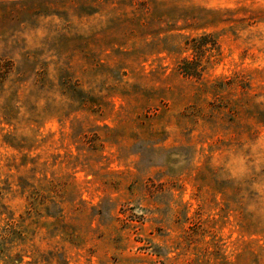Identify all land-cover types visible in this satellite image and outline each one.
I'll return each mask as SVG.
<instances>
[{
  "label": "rangeland",
  "instance_id": "rangeland-1",
  "mask_svg": "<svg viewBox=\"0 0 264 264\" xmlns=\"http://www.w3.org/2000/svg\"><path fill=\"white\" fill-rule=\"evenodd\" d=\"M0 264H264V0H0Z\"/></svg>",
  "mask_w": 264,
  "mask_h": 264
},
{
  "label": "trees",
  "instance_id": "trees-1",
  "mask_svg": "<svg viewBox=\"0 0 264 264\" xmlns=\"http://www.w3.org/2000/svg\"><path fill=\"white\" fill-rule=\"evenodd\" d=\"M210 38V35H205V36H201L200 39L195 40V42L197 43V45L192 46V50H193V55L195 56L197 54L198 50H204V52L207 51V49L209 48V50H218L217 44L216 42H210V46H208V42H204L206 40H208ZM187 64V65H185ZM184 67L185 69H182V71H184L188 76H194V77H198L196 74V71H198V68H190V65H194V60H189L185 62Z\"/></svg>",
  "mask_w": 264,
  "mask_h": 264
}]
</instances>
